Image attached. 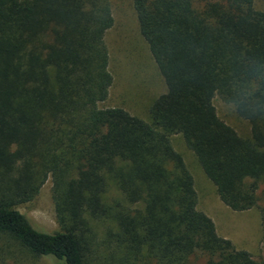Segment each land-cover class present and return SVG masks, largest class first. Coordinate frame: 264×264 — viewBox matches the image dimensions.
I'll list each match as a JSON object with an SVG mask.
<instances>
[{
    "label": "trees",
    "instance_id": "16d2710c",
    "mask_svg": "<svg viewBox=\"0 0 264 264\" xmlns=\"http://www.w3.org/2000/svg\"><path fill=\"white\" fill-rule=\"evenodd\" d=\"M131 7L165 87L148 121L103 105L108 0H0V235L33 258L90 264L88 218H104L96 264H264L197 208L170 142L181 136L230 210L264 198V10L254 0ZM215 96L246 136L217 116ZM47 176L52 231L17 209Z\"/></svg>",
    "mask_w": 264,
    "mask_h": 264
},
{
    "label": "rangeland",
    "instance_id": "374dc122",
    "mask_svg": "<svg viewBox=\"0 0 264 264\" xmlns=\"http://www.w3.org/2000/svg\"><path fill=\"white\" fill-rule=\"evenodd\" d=\"M108 1L113 23L105 31L103 42L108 53L107 68L111 75V84L103 105L122 107L130 114L148 121V107L153 99L164 91V83L145 41L139 34L131 0ZM254 5L264 10V0H254ZM212 103L217 116L224 123L242 137L248 134V123L234 112L231 104L218 96L213 98ZM170 142L192 176L197 194V208L212 219L216 232L229 239L237 248L247 250L253 259H264L263 196L257 206L248 210H230L217 197L214 186L203 174L181 136L170 135ZM50 186V176H47L34 198L18 204L17 209L38 225L52 231L58 227L50 198ZM88 219L90 225L88 235L91 236L89 243L92 249H95L91 254L90 264H96L101 260L100 253L98 255L96 253L105 246L103 238L107 222L104 218ZM101 253L105 254V251ZM0 264H59V262L51 256L33 258L22 254L10 240L0 235Z\"/></svg>",
    "mask_w": 264,
    "mask_h": 264
}]
</instances>
